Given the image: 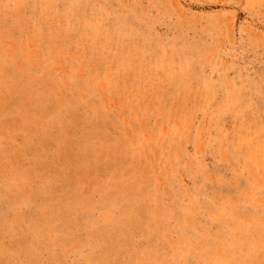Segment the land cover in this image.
<instances>
[{
    "label": "rangeland",
    "instance_id": "374dc122",
    "mask_svg": "<svg viewBox=\"0 0 264 264\" xmlns=\"http://www.w3.org/2000/svg\"><path fill=\"white\" fill-rule=\"evenodd\" d=\"M0 264H264V0H0Z\"/></svg>",
    "mask_w": 264,
    "mask_h": 264
}]
</instances>
